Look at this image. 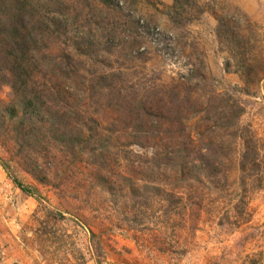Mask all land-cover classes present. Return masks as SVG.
I'll return each mask as SVG.
<instances>
[{
	"label": "rangeland",
	"instance_id": "374dc122",
	"mask_svg": "<svg viewBox=\"0 0 264 264\" xmlns=\"http://www.w3.org/2000/svg\"><path fill=\"white\" fill-rule=\"evenodd\" d=\"M0 264H264V0H0Z\"/></svg>",
	"mask_w": 264,
	"mask_h": 264
}]
</instances>
